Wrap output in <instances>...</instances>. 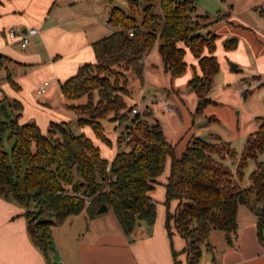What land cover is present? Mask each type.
<instances>
[{"label":"trees","instance_id":"trees-1","mask_svg":"<svg viewBox=\"0 0 264 264\" xmlns=\"http://www.w3.org/2000/svg\"><path fill=\"white\" fill-rule=\"evenodd\" d=\"M127 2L129 13L118 6L110 12L109 22L119 30L93 43L95 62L80 67L62 84V92L71 101L87 98L86 103L70 107L77 113L78 124L91 126L99 138L108 140L104 121L115 123L116 128L125 125L119 144L126 140L129 150L118 151L110 162L89 137L74 133L70 123L53 122L44 133L35 122H19L20 102L0 98V196L25 209L33 243L49 264H58L52 257V228L86 207L95 214L106 204L127 235L141 223L154 224L157 202L150 192L171 158L166 205L169 207L172 200L179 203L175 214L168 211L166 228L171 235L173 220L188 242L191 264L199 261V243L207 241L213 230L223 231L232 244L241 204L255 211L262 206L257 227L263 242L264 116L257 118L258 130L247 137L236 172L226 163L228 158H236V151L219 136L216 141L193 137L176 157L162 127L133 113L136 106L127 102V72L132 70L143 82L145 56L158 45L165 70L172 76L180 75L186 69L189 49L203 73L189 82L201 113L212 102L213 77L220 69L214 54L217 36L201 32L204 24L194 14L195 0ZM236 46V39L225 43L226 50ZM7 79L12 81L10 74ZM7 134L13 141L10 152L4 148ZM249 160L255 162V168L250 184L244 187L242 178ZM77 192L90 197L91 204Z\"/></svg>","mask_w":264,"mask_h":264},{"label":"crops","instance_id":"crops-1","mask_svg":"<svg viewBox=\"0 0 264 264\" xmlns=\"http://www.w3.org/2000/svg\"><path fill=\"white\" fill-rule=\"evenodd\" d=\"M115 3L116 1L109 3L106 0H0V55L2 56L0 98L5 97L9 101H18L22 104L20 123L35 122L46 133L53 122H73L78 119L77 113L70 105L81 103L66 99L62 92V84L74 76L83 65L95 62L93 48L95 41L119 30L109 22L110 12L114 6H117ZM262 5L260 9V5L253 7L254 11L260 10L263 17V21L256 27L239 21L231 11L222 17L219 15L217 20L226 19L224 23H228V28L233 30L234 37L226 39L225 42L231 39L237 40L234 49L225 48L227 58L231 61L225 67V75H231L228 70L236 72L243 64H248L251 66V72L256 73L254 77L261 83L262 90L259 93H262L264 98V29L261 27L264 24V2ZM194 14L198 15L200 22L206 26L209 15L197 13L196 4ZM12 27H17L21 31L36 28L39 33L32 38L26 48H20L7 35ZM208 29L207 33L212 32L217 36V49L218 31L213 32V28L206 26L201 32L204 34L203 31ZM154 52H157L158 58H161L163 70L167 72L156 45L145 56L144 73L148 71L147 63L152 60L150 58ZM195 59L193 70L184 71L182 74L185 76L180 78L188 86L196 74H203L198 59L196 57ZM232 64L236 65L235 69L232 68ZM153 70L161 71L159 68ZM218 73L219 71L213 77L211 91ZM8 74L11 75L12 81L7 79ZM244 79L241 78L236 82V89L240 93ZM45 81L55 83L50 85L44 94H39L37 90ZM174 90L173 88L172 91ZM190 90L194 92L191 88ZM210 94L212 102L203 112L209 105L218 104ZM158 97H163L167 104L165 94ZM142 98L145 103H150L146 95ZM164 112L175 116L173 108L171 112L165 110ZM208 121L218 120L210 118ZM125 127V125L119 127L121 132ZM83 132L86 134L87 131ZM164 133L174 145L175 155L180 157L183 152H177L178 137L169 138L165 130ZM216 136L222 139L220 135L206 139L216 141ZM88 137L91 138V135ZM117 152L118 150L115 154L107 156L106 152L101 150L102 156L110 162ZM170 167L171 158H168L163 174L158 177V183L150 192V196L157 202L154 224L141 223L134 233L127 235L111 208L108 207L106 212L95 214H89L87 209H84L81 213L71 215L64 222L53 226L54 261L58 264H191L190 253L187 250L188 242L178 232L174 221H171V235L166 228L168 211L175 214L179 203L178 200H172L169 207L166 206V183L170 175ZM256 212L257 210H251L241 204L238 210V229L232 244L228 243L223 231V234H219L213 230L210 235L218 233V242L216 245L211 242L206 244V249L213 252L212 260L206 258L203 259L204 262L199 260L197 264H264V237L263 242L258 238ZM0 264H49L45 254L30 237L25 209L13 200L1 196Z\"/></svg>","mask_w":264,"mask_h":264},{"label":"rangeland","instance_id":"rangeland-1","mask_svg":"<svg viewBox=\"0 0 264 264\" xmlns=\"http://www.w3.org/2000/svg\"><path fill=\"white\" fill-rule=\"evenodd\" d=\"M263 2L264 0H195L197 13L209 15L206 26L213 28V32L216 31L217 33L218 31L219 35L215 55L220 62V69L214 80V87L210 94L213 99L217 100L218 104L209 105L205 112H197L198 99L196 94L191 92L187 83L182 82V79H180L185 75L182 74L173 78V76L165 72L161 64V58H158L157 52L151 55L150 59H152V62L147 63L146 70L148 71L146 74L144 73L143 82L136 77L132 70L127 72L129 78L128 88L130 91V95L127 97L128 104L130 106L135 105L139 109V117L142 120L150 124H159L163 131L167 132L169 138L178 137L176 143L179 150L177 152H184L192 137L210 139L211 136L220 135L236 151V158H228L226 163L234 172L237 171L238 162L247 137L258 130L259 121L257 117L264 115V98L262 97V93H259L262 90L261 83L257 80L258 78L254 77L256 73L251 72V66L248 64H243L236 72L228 70L231 75H225V67L231 63L225 53V40L233 38L234 35L232 34L233 30L228 28V23H224L226 19H223L222 22L221 20H217V18H219V15L222 17L231 11L239 21H244L256 27L258 23L263 21V17L261 11H254L253 7L260 5V9L263 7ZM115 4L126 12H130L127 0H116ZM224 7L227 8L228 12L224 10ZM208 31L209 29L203 32L206 34ZM185 59L187 62L185 71L189 72L193 70V65L196 64L195 56L189 49L186 50ZM153 68H159L161 71L158 72L153 70ZM171 78L173 79L171 80ZM241 78H245L244 84H246V91L243 94L236 89V82ZM173 88L175 89L174 91H172ZM161 94H165L166 103L173 108L175 116L164 112L163 103L158 99V96ZM143 95L147 96L146 99L150 101L149 104L145 103V100L142 98ZM74 101L75 103L84 104L87 98L83 97ZM210 118H215L218 121H208ZM67 123H70L72 131L76 134L84 133V130L87 131L84 134L87 137L91 135L92 139L89 138L100 150L103 149V152H106L107 156L115 154L117 150H129L126 140L122 139V144H119V137L122 136L123 132L115 127V123L104 121L108 140L99 138L91 126H80L77 120L73 122L67 121ZM195 134L196 136H194ZM12 145L13 141L9 140L7 134L4 138L5 150L10 152ZM254 167L255 162L249 160L247 166L244 168L242 178V185L244 187L249 185L250 175ZM87 212L91 214L89 209H87ZM214 232L223 234L221 230L217 229ZM217 234L214 233L209 236L207 241L199 243L201 251L199 260L201 262L206 258L209 261L212 260L213 252L206 249V244L211 242L216 245L218 242Z\"/></svg>","mask_w":264,"mask_h":264},{"label":"built area","instance_id":"built-area-1","mask_svg":"<svg viewBox=\"0 0 264 264\" xmlns=\"http://www.w3.org/2000/svg\"><path fill=\"white\" fill-rule=\"evenodd\" d=\"M224 10L228 12L227 8L224 7ZM264 29V24L261 26ZM39 33V30L36 28H28L26 31H21L17 27H12L8 30L7 35L10 40L14 41L20 48H26L29 43L31 42L32 38ZM54 81H45L37 90L39 94H44L47 91V88L54 84ZM1 87V85H0ZM246 91V84H242L241 92L242 94ZM160 101L164 103V110L165 111H172V108L165 104V99L163 97L159 98ZM133 113H139L138 108L133 109ZM76 194L81 195L85 198V203L87 205L91 204V198L85 195L83 192H77Z\"/></svg>","mask_w":264,"mask_h":264},{"label":"water","instance_id":"water-1","mask_svg":"<svg viewBox=\"0 0 264 264\" xmlns=\"http://www.w3.org/2000/svg\"><path fill=\"white\" fill-rule=\"evenodd\" d=\"M232 68L235 69L236 65L232 64ZM107 210H108V206L106 204H103L102 206L99 207L97 213H103L106 212ZM261 211H262V206H258L256 214L259 215Z\"/></svg>","mask_w":264,"mask_h":264}]
</instances>
